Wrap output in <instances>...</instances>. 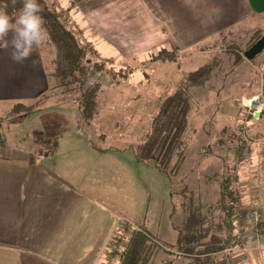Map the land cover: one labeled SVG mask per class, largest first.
<instances>
[{"label": "rangeland", "instance_id": "obj_1", "mask_svg": "<svg viewBox=\"0 0 264 264\" xmlns=\"http://www.w3.org/2000/svg\"><path fill=\"white\" fill-rule=\"evenodd\" d=\"M95 1V4H89L90 7L81 2L83 15L89 20V25L119 51L120 62L125 59L130 62L132 59L131 66L127 67L118 79L112 77L107 81L106 77H103L104 80H100L96 115L85 125L82 132L76 126L73 109L50 100L41 111L21 116L14 121L3 122V139L7 144H18L32 152L34 149L47 152L44 149L51 147L54 150L52 162L58 166L64 164L66 159L89 149L86 135L90 136L100 148L109 150V156L105 157L108 168L100 173L101 176H96V179L103 183L109 182L114 187L115 192L111 198L119 209L118 216L125 217L131 223L128 228L120 227L125 229L122 230L121 242L126 240L133 229L142 227L150 234L149 239L154 243V255L149 264H231L234 252L227 251L228 248L217 254L208 253L201 256L193 255L194 250L189 251L188 255H177L174 249L178 237L181 234L187 236L192 229L189 224L191 216L195 214L201 219L208 210L206 203L212 196V187L209 184L210 181H217L210 176L215 174L219 178L221 173H227L225 159L231 161V149L225 150L221 144L215 143L218 138L224 140L227 135L231 137V125L227 126L228 121L224 118L227 115L220 111L221 108L223 107L224 112H229V106L235 105L246 110L242 100L255 95L264 97L258 82L261 73L260 61L257 59L253 64L243 56L245 61L252 63L249 72L252 80L246 84L231 88V83L226 87L223 86V81L215 91L207 89L204 96L194 95L188 116V133L187 137L185 136L189 140V147L185 160L174 176L175 184L172 185L163 172L153 165L138 162L132 149L123 146L134 143L147 130L158 96L170 90L183 74L194 70L196 58L191 52L175 51L168 56L166 51L150 47L154 41L155 27L149 21L147 12L149 7L157 10L156 5L160 3L157 0H117L109 7H102L103 4H100L106 0ZM254 18L252 21L245 19L239 23L247 24L249 28L254 25L264 29V14L260 18ZM156 30L158 31L157 27ZM230 39L231 37L227 41ZM221 42H224V38ZM219 49V52H215L212 62L222 53L224 60L228 62L225 67L222 66L229 70L231 59H227L226 55L231 54L230 41L221 44ZM147 50H153L152 59H149L148 55H142ZM242 64L244 65L243 61L237 67ZM12 68L13 72L18 73L27 67L14 61ZM30 69V72L26 69L29 72L27 75L20 76H26L28 81L30 77L36 78L38 83L33 84V89L23 93L30 95V98H36L47 91L49 82L46 77H41L40 69ZM222 77L216 75L217 79ZM13 101L0 100V116L9 112ZM238 111L235 124L244 122L245 118L242 112ZM256 118L250 119L253 125L248 133L251 136H261L248 141L245 151L235 156L238 157L237 185L243 194L237 215L238 226L240 219H245L250 210L264 209V134L261 133L264 118ZM59 167L62 168V165ZM114 174L116 175L113 176ZM212 184L216 188L217 182ZM240 231L241 229H238V232ZM237 237L232 244L238 241ZM204 240L198 238V241ZM260 242L264 245V235L260 236ZM259 252L261 257L258 255L249 264H264V247Z\"/></svg>", "mask_w": 264, "mask_h": 264}, {"label": "crops", "instance_id": "obj_2", "mask_svg": "<svg viewBox=\"0 0 264 264\" xmlns=\"http://www.w3.org/2000/svg\"><path fill=\"white\" fill-rule=\"evenodd\" d=\"M74 1L80 9L81 2L84 6L97 2ZM116 1L106 0L100 4L109 7ZM157 2H160L156 5L157 10L149 7L147 12L149 21L155 27L154 41L150 47L159 49L163 46L165 50L173 48L178 53L191 52L197 62L195 69L212 62L221 44L227 43L231 37L232 25L245 19L252 21L253 17L260 18L264 14V0ZM223 38L224 42H221ZM11 51V48L0 49V100L30 98L23 92L33 89V84L38 81L33 77L28 81L26 76L20 75H27L30 68H35L36 71L40 69L41 77H45L39 48L33 52L32 59L30 57L21 62L29 72L27 68L18 73L13 72ZM263 51L254 58L260 61L258 82L264 96ZM219 58L213 61L214 70H224L222 65L225 67L228 63L223 54ZM245 63L237 68L239 76L233 78L231 74L226 77L221 75L220 79L208 77L206 81L215 80V86L224 81L223 86H230L231 83V88L240 87L243 81L248 80L252 66L251 62ZM222 109L220 111L227 115H223L228 121L227 126L236 120L240 110L245 118L244 122L238 123V127L242 129L244 125L245 129L248 128L250 118L242 106H229V112ZM44 150L47 152L39 149L32 152L18 144L10 145L6 141L0 143V264H118L121 249L119 240L125 229L116 225V217L120 213L111 198L114 187L109 182L103 183L96 179L108 168L105 157L109 156V150L90 147L58 166L52 162L54 150L51 147ZM139 230L146 231L142 227ZM147 243L150 245L146 247L150 249H144L143 264H149L154 255V243ZM236 246L237 250L232 252L236 254L232 264H249L264 247L259 242L249 251L242 252L239 251V245Z\"/></svg>", "mask_w": 264, "mask_h": 264}, {"label": "trees", "instance_id": "obj_3", "mask_svg": "<svg viewBox=\"0 0 264 264\" xmlns=\"http://www.w3.org/2000/svg\"><path fill=\"white\" fill-rule=\"evenodd\" d=\"M5 2H9L7 9L9 14H18L17 9L21 7V4L17 3L13 8L10 0H0V4ZM38 3L44 9L42 16L49 32V39L39 47L49 86L47 91L36 98L14 100L9 112L0 116V143L5 142L2 131L3 122L14 121L21 116L41 111L45 109L50 100L70 106L76 115V126L82 132L85 125L96 115L97 89L100 80L103 77H106L107 81L112 77L118 79L126 68L131 66L132 59L130 62L126 59L122 62L118 60L119 57L121 58L119 51L89 25L74 0H38ZM252 26L249 28L247 24L236 23L231 27V39L229 40L231 54L226 55L227 59L232 60L231 71L214 70V62H210L200 69L183 74L176 80L178 82L172 85L173 87L170 86V90H166L158 96L155 111L150 118L147 130L138 137L137 141L123 146L132 149L138 162L153 165L163 172L172 185L175 184L174 176L185 160L189 147V140L185 136L187 137L188 133V116L194 95L198 94L201 97L204 96L207 89L216 90L219 85L213 84L215 80L206 81L211 77V79H214L216 75L221 77V74L223 77L230 74L233 78L239 76L237 65L242 61L244 64L247 62L243 59V53L264 34V29ZM159 50L166 51L168 56L176 51L173 48L165 50L163 46L159 47ZM151 51L153 52V50ZM151 51L147 50L142 55H148L149 59H152ZM245 67L248 68L247 65ZM249 77L247 81L242 82V85L252 80ZM89 81H93L94 85L89 86ZM207 82L210 83L207 84ZM260 118L263 120L264 110L261 112ZM249 122L248 128L246 127L247 131H243L237 123L232 122L231 137L227 135L224 140L218 138L215 141L216 145L217 143L221 144L225 150L231 149V161L225 159L227 173H221L219 178L215 174L210 176L217 181H210L211 184H209L212 187V189L210 188L212 196L206 203L208 210L203 217L201 216V219L195 214L191 216L189 224L192 229L187 233V236L181 234L178 237L175 243L177 245L174 249L175 254L188 255L192 250H194L193 255L195 256L208 253L217 254L231 247L233 240L238 236L237 215L243 194L237 185L239 182L236 163L238 157L235 156L245 151L248 141L261 136L260 134L251 136L248 133L253 125L252 120L249 119ZM226 130L229 131L228 128ZM261 133L264 134V125ZM86 138L91 148L107 150L100 148L90 136L86 135ZM213 182H217L216 188H214ZM207 190L209 191V189ZM263 225L264 223H259L256 226L260 236L264 235V230L260 229ZM149 237L150 234L147 231L136 229L123 242L120 239L121 249L118 264H143L144 249L149 248L150 245L147 243L150 242ZM198 238L199 240L207 239L201 242L198 241ZM184 244L187 245L184 246ZM146 245L148 246L146 247ZM198 249L203 252H199Z\"/></svg>", "mask_w": 264, "mask_h": 264}, {"label": "clouds", "instance_id": "obj_4", "mask_svg": "<svg viewBox=\"0 0 264 264\" xmlns=\"http://www.w3.org/2000/svg\"><path fill=\"white\" fill-rule=\"evenodd\" d=\"M21 4L16 15L7 11L9 2L0 4V49H12L11 59L23 62L49 39L42 16L44 9L38 0H10L13 8ZM94 82L89 81V86Z\"/></svg>", "mask_w": 264, "mask_h": 264}, {"label": "built area", "instance_id": "obj_5", "mask_svg": "<svg viewBox=\"0 0 264 264\" xmlns=\"http://www.w3.org/2000/svg\"><path fill=\"white\" fill-rule=\"evenodd\" d=\"M243 106L246 108L247 117L250 119H254V113L258 112L259 115L257 118L260 117V113L264 110V99L263 97L259 95H255L249 99L242 100ZM256 118V119H257ZM245 126H243L242 129H244ZM261 221H264V209L260 208H254L247 212L245 215V219H240L239 225L241 231L238 233V241L234 242L231 247L227 249V251L231 250V253L234 252V250H237L235 248L236 245H239V251L246 252L251 248L252 246L257 245L260 242V234L258 231V228L256 227ZM130 221H128L125 217L117 216L116 217V225L119 227H129ZM124 225V226H123ZM242 227V228H241ZM264 230V225L262 228ZM134 230V229H133ZM250 243V244H249ZM116 249V248H115ZM235 262V260L232 258L231 264Z\"/></svg>", "mask_w": 264, "mask_h": 264}, {"label": "water", "instance_id": "obj_6", "mask_svg": "<svg viewBox=\"0 0 264 264\" xmlns=\"http://www.w3.org/2000/svg\"><path fill=\"white\" fill-rule=\"evenodd\" d=\"M264 49V34L256 40V42L247 49L243 55L246 59H253L256 55H258ZM259 113L255 112L254 117H258Z\"/></svg>", "mask_w": 264, "mask_h": 264}]
</instances>
